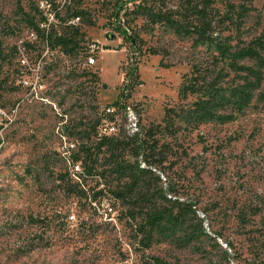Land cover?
Here are the masks:
<instances>
[{"label": "rangeland", "instance_id": "rangeland-1", "mask_svg": "<svg viewBox=\"0 0 264 264\" xmlns=\"http://www.w3.org/2000/svg\"><path fill=\"white\" fill-rule=\"evenodd\" d=\"M188 1L0 0V264H264V0L211 5L256 52L235 69L133 10ZM194 77L223 97L198 124L201 93H179ZM120 100L148 162L100 144L107 119L129 137L122 111H105ZM168 106L175 127L161 123Z\"/></svg>", "mask_w": 264, "mask_h": 264}, {"label": "trees", "instance_id": "trees-1", "mask_svg": "<svg viewBox=\"0 0 264 264\" xmlns=\"http://www.w3.org/2000/svg\"><path fill=\"white\" fill-rule=\"evenodd\" d=\"M214 1L215 0H189L188 4L185 5L184 9L180 13L171 12L170 10L162 11L161 9L155 8L154 6L144 4H139L135 6L133 10H137V14L144 16L149 22V24H165V26L173 29L176 33L182 35H194L196 39L202 42H208L213 44L218 53L217 57L225 61L228 68L235 69V65L238 60H241L246 57H254L256 52L251 46V42L245 44L243 41L240 40L239 37H236L237 42L233 43L232 40L235 37L230 34H223L222 31L225 28L223 27L224 20L219 21L215 19L212 15L211 5ZM117 8L118 9L115 10L112 15L116 20L120 18V10L122 7L119 6ZM174 15L176 17H174ZM116 30L126 41H128L131 47H136L139 51L142 49L140 39L136 35L129 33V31L124 27V25H122L120 21L116 27ZM235 30L238 31L239 29L236 28ZM261 39L262 41H259ZM256 41L257 43L255 44H258L259 46H264V31L258 38H256ZM150 51L151 54L158 53L156 49H150ZM218 58L215 57L216 60ZM195 67L196 65H193V68ZM136 68V66L133 67L128 72V76L132 77V74L134 73V71H136ZM216 78L218 77L216 76ZM131 81V83L133 84V80ZM219 82L220 81L215 80L212 84L205 83V86L198 87L199 81L197 80V77L191 78L189 80H183L179 92L183 97H185L187 93H201L199 100L193 103L194 107L191 111L192 113H194L192 114L194 118V123L198 124L200 123L201 118L205 116H210L212 114L211 110L213 108V105H215L218 101L221 102V100H223L221 92L219 91ZM217 83L218 85H216ZM217 96L218 99H216ZM117 104L118 102H115L113 105ZM199 115L201 116L199 117ZM177 116L178 115L176 113L175 108L173 106H168L165 108L164 116L162 118L161 123H164L167 127H175L174 121ZM161 123L155 125V127H160ZM140 134L141 132L129 135L127 139L116 138L119 134L112 136H103L101 137L102 142L100 144H104V141H107V146H113V150L115 151H121L124 150V148L129 147L131 155L133 157H138L140 155L144 156V153L147 151L148 147L145 136H143L142 138ZM144 160L147 161L146 155ZM85 170L87 174H92V168L87 167L85 168ZM137 170L143 172V167H138ZM77 185L78 183H76L75 186ZM160 216V213H157L154 217H150V223H152L154 220L161 218ZM156 262H159V259H157Z\"/></svg>", "mask_w": 264, "mask_h": 264}, {"label": "built area", "instance_id": "built-area-1", "mask_svg": "<svg viewBox=\"0 0 264 264\" xmlns=\"http://www.w3.org/2000/svg\"><path fill=\"white\" fill-rule=\"evenodd\" d=\"M93 59H90V62H93ZM119 109V110H118ZM106 114L112 115L115 117L117 111H122L124 117L126 118L125 130L129 135L137 134L139 132L138 122L134 111L124 103V101L118 102L117 105H110L106 109ZM117 124L114 119L104 120L98 127L99 135L103 136H112L118 134ZM73 219V215L69 217Z\"/></svg>", "mask_w": 264, "mask_h": 264}, {"label": "bare ground", "instance_id": "bare-ground-1", "mask_svg": "<svg viewBox=\"0 0 264 264\" xmlns=\"http://www.w3.org/2000/svg\"><path fill=\"white\" fill-rule=\"evenodd\" d=\"M225 246V245H224Z\"/></svg>", "mask_w": 264, "mask_h": 264}]
</instances>
